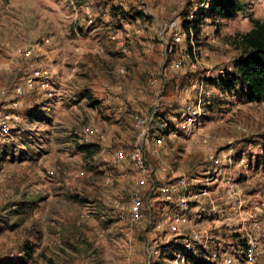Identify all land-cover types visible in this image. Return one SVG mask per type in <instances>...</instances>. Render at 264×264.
Segmentation results:
<instances>
[{
    "label": "rangeland",
    "instance_id": "rangeland-1",
    "mask_svg": "<svg viewBox=\"0 0 264 264\" xmlns=\"http://www.w3.org/2000/svg\"><path fill=\"white\" fill-rule=\"evenodd\" d=\"M210 1L0 0V260L26 257L28 244V264H186L176 254L202 225L224 264L225 251L247 244L222 222L246 209L245 227L264 244V101L246 102L241 84L223 92L208 83L233 69L241 53L232 38L264 21V0L206 17L189 35L184 21ZM37 105L44 117L31 120ZM136 115L163 122L145 143L146 170L131 160L142 142ZM83 143L98 151L81 153ZM182 177L171 199L152 191ZM208 182L214 203L201 194ZM234 200L248 206L235 210Z\"/></svg>",
    "mask_w": 264,
    "mask_h": 264
},
{
    "label": "trees",
    "instance_id": "trees-1",
    "mask_svg": "<svg viewBox=\"0 0 264 264\" xmlns=\"http://www.w3.org/2000/svg\"><path fill=\"white\" fill-rule=\"evenodd\" d=\"M243 0H211L206 11H201L199 17L192 23L184 21V29L190 35L193 29L196 36L199 35V28L202 20L206 17L215 19L217 17H231L237 11L244 9ZM252 27L243 33H238L232 38L231 44L240 53L241 57L235 60L233 69L226 71L224 75L208 79V83L223 92H232L238 84L243 85L240 95L246 102L264 101V21L259 18H252ZM84 97L91 99L93 96L89 91L84 92ZM43 110L41 105L33 107L27 113L31 120H42ZM163 122L159 117L152 123L153 129H162ZM7 145L3 148V155L7 156ZM78 150L89 156L98 151L96 144H77ZM28 204H30L28 202ZM27 254L24 258L0 260V264H28L34 251L33 246L26 245ZM197 254V253H196ZM186 264H222L217 261L201 260L200 256L190 255Z\"/></svg>",
    "mask_w": 264,
    "mask_h": 264
},
{
    "label": "built area",
    "instance_id": "built-area-1",
    "mask_svg": "<svg viewBox=\"0 0 264 264\" xmlns=\"http://www.w3.org/2000/svg\"><path fill=\"white\" fill-rule=\"evenodd\" d=\"M169 28L176 30L177 24L176 22H170ZM117 35V33H116ZM182 36H186V32L183 31H176L175 32V38L178 40L182 39ZM115 37V36H114ZM32 52H27V55H30ZM122 73H124V70H121ZM37 74H40V71L36 72ZM47 73V72H45ZM46 79H49L48 74H46ZM34 79L29 78L28 79V84L29 86H33ZM49 84V81L46 83H43V86H47ZM19 93L22 94V90H19ZM137 126L141 127V137H142V142L136 143L132 153H131V160L134 162V164L141 170H146L148 167V163L146 160V157L144 155V148H145V143L147 141V138L150 134V130L152 129V121L151 118L148 117H143L136 115L135 116ZM5 129H7V126H4ZM159 143L162 142L161 139L158 140ZM118 158L122 159L124 158V153L121 151L118 153ZM210 159L212 160L213 164H219L220 159L219 157L210 154ZM231 161V160H230ZM53 172V171H50ZM187 181L186 177H182L177 184H172L170 186H159L152 188V191L156 192L157 190L162 191L165 195L166 198L171 199L172 197V192L177 191L179 186L186 187ZM210 185L209 182L207 185L204 187L202 191V195L204 198H208L209 201L214 203L212 197L210 196ZM184 201V212L187 211V200H182ZM130 222L132 224H138L139 222L142 221L143 219V200L140 195V192L134 191L131 195L130 198ZM184 212L182 213L181 217H177L176 221L177 222H186V219H184ZM125 218V217H124ZM181 218H183L181 220ZM190 220H188L189 222ZM244 223L241 224V226L238 228L242 233L243 237L246 240V247L239 249L238 251L236 250H227L224 253V259L223 262L224 264H234L236 260L241 259L243 260V264H255L258 259L261 257V255L264 253V244L259 245V238L255 236V234L251 233L246 227ZM254 229L256 231H260V225L259 223L255 222L253 223ZM193 239L192 241H188L183 249H181L177 254H176V261L181 262V263H186L187 259L190 255L198 253L200 250H204L207 247L208 240L207 236H205L204 232L202 229H196L193 230ZM264 241V239H263ZM264 243V242H263Z\"/></svg>",
    "mask_w": 264,
    "mask_h": 264
},
{
    "label": "crops",
    "instance_id": "crops-1",
    "mask_svg": "<svg viewBox=\"0 0 264 264\" xmlns=\"http://www.w3.org/2000/svg\"><path fill=\"white\" fill-rule=\"evenodd\" d=\"M247 206H248L247 204H245V205L242 206L241 204L235 203V200L233 201V207H234L235 210H237V209L240 210L241 208H244V210H245V207H247ZM221 207H223V206H221ZM244 213L246 214L245 216L247 218H244L243 211H240V214H236L235 216L234 215H229L227 218H225L223 220L222 223L225 226L229 224L231 226H236V227L238 226V228H239L242 223L246 224V222L250 220L249 217H248V214L249 213H248L247 209L244 211ZM151 223H152V220L150 218V224ZM198 223L201 224L200 222H198ZM201 229L204 232L205 236H207V238H209V240H208L207 247L204 250H200L198 252V253L202 252L201 253L202 256H200V259L201 260H206V261H214V262L217 261V262L221 263L220 260H219V258L216 257V255H215L216 253H214V251L210 250L211 248L213 249V246H212V237L213 236L212 235L210 236V234L206 230L207 228L205 229L204 226H202V225H201Z\"/></svg>",
    "mask_w": 264,
    "mask_h": 264
}]
</instances>
